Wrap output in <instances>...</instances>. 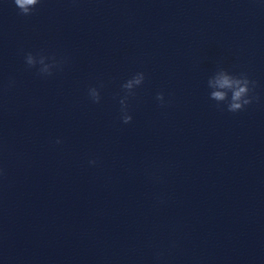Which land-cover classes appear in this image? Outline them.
Wrapping results in <instances>:
<instances>
[{"label": "clouds", "instance_id": "obj_1", "mask_svg": "<svg viewBox=\"0 0 264 264\" xmlns=\"http://www.w3.org/2000/svg\"><path fill=\"white\" fill-rule=\"evenodd\" d=\"M14 5L19 10V14L23 16H31L37 5L42 3V0H13ZM50 61V62H49ZM24 63L28 69H36L37 74L41 77L47 78L53 75V70H62L64 61L57 60L56 57L47 56L42 51L33 53L31 51L24 54ZM146 80V74L143 71H138L129 79L123 82L120 87L124 95L120 98V119L123 124L132 122L133 117L129 113L130 97L136 96V89L140 88ZM103 87H89L88 97L90 100L99 104L101 102L100 89ZM256 81L250 79L246 72L234 73L224 67H218L213 75L207 80V88L209 91V99L216 102V107L231 113H237L245 110V108L252 104L254 100L258 99L254 93ZM155 99L160 106H165V96L163 92H158ZM55 143L60 144L62 141L57 139ZM90 165H96L97 160L89 161Z\"/></svg>", "mask_w": 264, "mask_h": 264}]
</instances>
